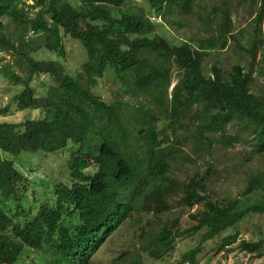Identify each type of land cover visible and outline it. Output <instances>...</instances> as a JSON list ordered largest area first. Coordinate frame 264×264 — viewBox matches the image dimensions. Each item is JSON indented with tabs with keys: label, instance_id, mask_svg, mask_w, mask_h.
I'll use <instances>...</instances> for the list:
<instances>
[{
	"label": "trees",
	"instance_id": "obj_1",
	"mask_svg": "<svg viewBox=\"0 0 264 264\" xmlns=\"http://www.w3.org/2000/svg\"><path fill=\"white\" fill-rule=\"evenodd\" d=\"M145 1L148 14L154 12L171 27L166 14L177 7L181 16L214 24V32L172 45L162 36L151 37L157 24L127 0H0V54L17 57L14 68L25 62L21 71L27 74L23 80L8 65L0 66V79L24 81L11 105L0 108V152L18 156L73 149L66 162L70 183L55 186V201L40 205L37 213L23 206L31 192L29 179L0 155V264H15L25 248L42 252L47 264H89L133 212L159 216L173 209L175 200L189 210L199 206L185 221L186 235L199 238L184 255L194 264L202 247L228 251L246 218L264 215V169L249 175L242 192L247 198L260 195V204L215 200L207 188L210 167L205 177L195 173L180 181L171 175L185 145L211 153L239 143V136L227 133L231 123L253 136L252 153L264 159V91H251L253 75L264 77V0H251L255 27L249 46L239 45L250 56L248 68L234 65L227 77L218 67L206 76L203 64L210 52L236 40L231 0L210 10L207 0ZM5 21L14 24L15 34L6 33ZM29 35L43 40L36 44ZM64 37L80 41L86 54L74 78L58 62L31 55L45 47L65 56ZM107 70L127 95L144 98L139 108L120 100L109 104L93 92ZM175 72L178 82L172 87ZM38 75L54 82L44 97L31 85ZM28 109L39 110L40 118L2 119ZM180 221H166L154 234L151 256L160 258L161 250L173 249L181 236ZM237 247L264 256L262 237L242 239Z\"/></svg>",
	"mask_w": 264,
	"mask_h": 264
},
{
	"label": "rangeland",
	"instance_id": "obj_2",
	"mask_svg": "<svg viewBox=\"0 0 264 264\" xmlns=\"http://www.w3.org/2000/svg\"><path fill=\"white\" fill-rule=\"evenodd\" d=\"M223 0H207L204 5L210 10L212 6L220 5ZM32 3V2H31ZM128 6L133 8H143L152 21L157 24L156 32L151 36L159 35L165 38L172 45H181L192 39L201 36H208L214 32V24L207 25L201 23L196 16L185 17L179 15L177 7L166 14V20L174 23L171 27L168 23L161 20L155 13L148 14L149 4L145 0H127ZM231 13L233 21V34L236 40H230L227 47L218 49L209 53V57L203 64V71L206 76L212 75V68L218 67L222 70L225 77L234 65H240L248 68L250 56L244 53L239 45L249 46L251 33L255 27V16L251 12V0H231ZM204 15V14H203ZM6 33L15 34V26L10 21H5ZM261 31L264 32V17L261 22ZM36 44L43 39L41 36L29 35ZM65 56L47 50L45 47L38 48L32 52V56L37 61H56L65 68L66 73L71 77H76L81 72V65L86 61L85 50L82 44L77 40L64 37ZM239 43V44H238ZM260 59V56H259ZM17 57L6 53L0 54V66L8 65L9 69L21 77L27 79L25 62H22L21 68L16 66ZM255 78L251 85V91L255 94H262L264 91V77L253 75ZM0 79V108L10 106L13 98L17 96L24 88V81ZM93 92L100 96L107 103L113 101H122L131 107L139 108L140 102L144 98L137 97L133 99L125 93L121 84L115 78L111 71H106L105 75L96 79ZM178 82L176 72L173 74L172 87ZM39 97H44L49 88L54 85L50 76L38 75L31 83ZM171 87V89H172ZM171 91V90H170ZM133 99V101H132ZM134 113V109H131ZM39 113V114H38ZM39 110L16 111L15 114H8L3 117L9 123H19L25 119L40 118ZM160 124H163L161 122ZM129 126V124H127ZM227 133L240 137L239 143L226 150L216 147L211 153H201L193 149L190 145L183 147L185 153L180 156L171 171L172 177L184 181L195 173L205 177L204 172L212 169L210 180H207L208 193L215 200L225 202L230 199H240L250 201V203L262 202L261 196L253 194L243 197L246 181L250 174L264 169V159L262 155L252 153L256 147L253 136L248 132L240 130L238 125L231 123L227 126ZM73 149L69 148L66 152L61 151L55 154H46L43 152L29 153L24 152L18 156H13L0 152L4 159L14 161L16 167L29 179L31 192L28 198L23 201V206L37 213L40 205L44 203L53 204L56 197L55 186L60 184H69L66 162ZM175 200L172 203L173 209L162 215L147 214L145 212H133L132 217L120 226L110 236L103 246L92 256L89 264H192L184 259V255L195 249L199 238L194 235H186L185 221L188 215L199 208L195 206L192 210L180 207ZM10 207V214L13 208ZM180 218L182 224L181 236L176 238L173 249L164 253L160 258L151 256V250L155 249L151 243L154 240V234L163 226L164 222ZM184 234V235H182ZM264 238V215L246 218L244 224L239 226V236L237 241L229 245L228 251L217 252L210 246H205L195 256L194 264H264V256L256 257L253 254H247L238 249V242L242 239L256 241ZM15 264H47L45 255L32 248H25L20 259Z\"/></svg>",
	"mask_w": 264,
	"mask_h": 264
},
{
	"label": "clouds",
	"instance_id": "obj_3",
	"mask_svg": "<svg viewBox=\"0 0 264 264\" xmlns=\"http://www.w3.org/2000/svg\"><path fill=\"white\" fill-rule=\"evenodd\" d=\"M73 40V39H72ZM80 42V41H79ZM81 43V42H80ZM83 47V46H82ZM84 49V48H83Z\"/></svg>",
	"mask_w": 264,
	"mask_h": 264
}]
</instances>
